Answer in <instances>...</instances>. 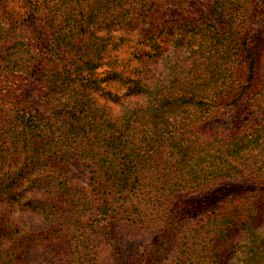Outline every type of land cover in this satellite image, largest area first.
I'll list each match as a JSON object with an SVG mask.
<instances>
[{
    "label": "trees",
    "instance_id": "16d2710c",
    "mask_svg": "<svg viewBox=\"0 0 264 264\" xmlns=\"http://www.w3.org/2000/svg\"><path fill=\"white\" fill-rule=\"evenodd\" d=\"M263 2L0 0V264H264Z\"/></svg>",
    "mask_w": 264,
    "mask_h": 264
},
{
    "label": "rangeland",
    "instance_id": "374dc122",
    "mask_svg": "<svg viewBox=\"0 0 264 264\" xmlns=\"http://www.w3.org/2000/svg\"><path fill=\"white\" fill-rule=\"evenodd\" d=\"M181 6L188 7L192 13L197 16L198 19L203 20L204 13L206 11L208 0H180ZM256 7V6H255ZM254 7V8H255ZM260 12H254L252 15H256L253 25L254 37L257 41L261 42L264 38V2ZM251 14V13H250ZM240 113V110H239ZM216 123V122H213ZM68 168V179L70 182L78 187H83L85 190L89 191L87 186L88 174L82 163V160L74 157L69 160L66 164ZM113 233L109 237H114L121 241L122 246L126 250L127 255L133 256L137 254L142 257L140 264H155V261L149 259V246L153 245L152 235L148 233H142L136 229L126 225V223L112 222ZM92 239H94V264H111L110 255L108 252L107 243L108 240L104 235L102 227L97 228V233L93 234ZM161 256L155 258L159 259Z\"/></svg>",
    "mask_w": 264,
    "mask_h": 264
}]
</instances>
